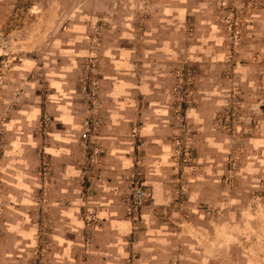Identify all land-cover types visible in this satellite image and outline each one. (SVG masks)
I'll list each match as a JSON object with an SVG mask.
<instances>
[{
  "label": "crops",
  "instance_id": "0c3cea01",
  "mask_svg": "<svg viewBox=\"0 0 264 264\" xmlns=\"http://www.w3.org/2000/svg\"><path fill=\"white\" fill-rule=\"evenodd\" d=\"M229 2L0 0V70L5 77L0 86V227L5 231L0 264H33L44 239L53 244L45 264L238 261L231 247L235 228L264 230V209L254 215L234 210L257 188L264 191V119L247 141L251 157L241 187L229 195L222 183L228 144L215 119L231 85L232 56L217 18L218 7ZM250 13L241 54L233 59L239 62L235 66L234 61L233 85L242 88L247 107L260 114L264 8ZM100 25L104 30L97 33ZM187 58L199 63L200 74L199 107L189 114L198 129L197 153L185 198L175 192L181 186L174 183L168 108L175 68ZM85 73L99 82L103 123L97 137L103 154L95 164L80 139L87 115L79 80ZM44 116L52 126L43 137L38 124ZM135 158L153 194L142 212V230L133 235L117 188ZM91 180L98 190L94 200L105 209L92 244L83 247L82 193ZM44 195L53 208L49 226L39 221L34 207ZM208 206L214 210L206 211ZM245 253L241 264H258Z\"/></svg>",
  "mask_w": 264,
  "mask_h": 264
},
{
  "label": "rangeland",
  "instance_id": "374dc122",
  "mask_svg": "<svg viewBox=\"0 0 264 264\" xmlns=\"http://www.w3.org/2000/svg\"><path fill=\"white\" fill-rule=\"evenodd\" d=\"M218 8L219 12L217 14V18L221 23L225 34L227 35V43H229V48H227L231 53L233 61L230 66L231 69L229 70V74L231 75L229 78L231 85L226 95L225 102L216 111L215 116L218 131L223 136V138L226 139L228 144L225 164L226 173L222 179V183L224 184V188L228 191L229 195H231L233 192L235 193L237 190H239L242 184V171L245 168L244 164L248 159V154L250 152L248 150L247 141L255 136L259 122L264 119V107L260 109V114H255L252 112L249 107H247V103H245L247 101L243 97L244 94L242 93V88L235 84L233 85V65L234 61L235 66L239 64V62H236V59L241 54L249 20L253 17L250 11L257 9L259 10L261 8L263 9L264 0H230L229 3H225ZM193 23L194 22L192 21V24ZM193 26L194 24L187 28L189 34L193 32ZM103 30V26L100 25V27L97 29V33H101ZM235 57L236 59L233 60ZM198 67H200L199 63L189 58L177 63L175 68V85L172 90L173 100L169 106L170 108H168L170 117L169 121L172 130L171 141L174 150L173 159L175 168L177 170V173H175L174 176V183L177 184L178 187L181 186V190H175V192H179V194L183 197L187 195L186 191L190 180L189 173H191L193 170L192 168L195 165L197 153L196 145L198 129L189 121V114L199 107L196 95V82L198 81L200 74ZM4 80V70H0V86L4 84ZM90 86H94L96 88L95 95L88 94V88ZM79 87L81 103L87 115L82 122L83 124L81 127L82 132L80 139L85 150L92 152V160L90 162L91 164H95L94 162L97 160V158L103 154L102 146L99 144V139L97 137L98 130L102 124L99 127L96 125V121L101 118L99 116V111L101 110L99 82L96 80V78H90L85 73L80 77ZM176 109H181L183 112L180 118H177L175 112ZM100 120L103 123V120ZM180 122L183 123V128H178L177 125ZM51 126L52 120L49 117L44 116L39 121L38 131L43 134V137L47 136ZM84 134H87L88 137L85 138ZM3 135L4 129L0 127V150H3ZM250 157L251 156H249V158ZM134 161L135 163L133 162L130 168H128V170H126L120 176V186L117 188L120 195V198H118L120 206L124 210L127 220L133 224V235H135L134 230H142V212L145 207L151 204L153 194L152 189L147 182V174L144 166H142L139 158H135ZM128 175H133L136 179L140 180L143 188L149 194L148 202L142 206L137 221H134V219L131 218L128 213L129 207L133 204V198L129 192L126 181V177ZM97 178H99V176H97ZM183 181L185 183H182ZM95 183V181L91 180V183L89 182L87 184L82 193L83 206L81 213L84 215L86 228L82 240L83 247H87L88 245L92 244L99 225L98 215L105 209V206L94 200V198L98 195V190H95ZM263 198L264 191L257 188V190L252 194L250 200H245L243 204H236L234 206V210L240 214H243L244 211H249L250 214L254 215L264 209ZM183 206L184 205L181 204L178 207ZM225 206L231 210L233 209V204H226ZM34 207H36L37 214H39V221H42L45 225L49 226L51 224L50 218L53 208L52 205L49 204L47 195H44L41 202L38 201ZM226 209L223 212H226ZM205 210L212 212L214 208L208 206L205 208ZM217 214L221 215V212H218ZM90 215L95 217L96 227L93 229L87 226L89 224L88 217ZM236 223L238 226H242V221H238ZM4 237L5 231L0 227V246ZM233 237L234 241L231 244V247L232 250H234L235 258L238 259V261L236 260L235 264H241L243 250H245L246 256H250L252 260L256 261V263L259 264V262H262V264H264V230L261 232L259 230H255L249 233L245 232L243 228H235ZM47 240L51 241V239ZM52 248L47 250L48 252L39 251L41 254L39 256H41V258L38 259L37 255V258L34 260L35 262L33 264H39V261H41L42 264H45V258L49 252H51ZM232 250L230 251L232 252Z\"/></svg>",
  "mask_w": 264,
  "mask_h": 264
},
{
  "label": "built area",
  "instance_id": "2783aa9c",
  "mask_svg": "<svg viewBox=\"0 0 264 264\" xmlns=\"http://www.w3.org/2000/svg\"><path fill=\"white\" fill-rule=\"evenodd\" d=\"M95 90H96V88L94 86H90L88 88V94L89 95H95ZM180 110L176 109V111H175L177 118H180L182 113H183L182 110L181 111ZM100 119L98 121H96V125H98V127L102 124V121ZM177 126H178V128H183L184 125L182 122H180V123H178ZM84 137L87 138L88 135L84 134ZM126 181L128 184L129 192L133 198V204L129 207L128 213H129L130 217L134 219V221H137L142 206H144L148 202L149 194L143 188L140 180L136 179L135 176L128 175L126 177ZM88 219H89V224L87 226H89V228H91V229L96 227L95 217L93 215H90L88 217ZM51 248H52V242L50 240H47V239H44L41 243L38 244V249H39V251H42V252H45ZM39 251L37 254L38 259L41 258V256H39V255H41ZM40 263H41V261H39V264Z\"/></svg>",
  "mask_w": 264,
  "mask_h": 264
}]
</instances>
